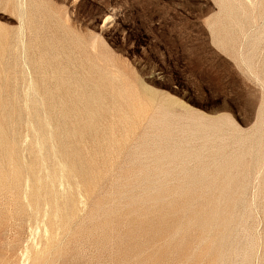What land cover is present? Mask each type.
Instances as JSON below:
<instances>
[{
  "label": "rangeland",
  "instance_id": "rangeland-1",
  "mask_svg": "<svg viewBox=\"0 0 264 264\" xmlns=\"http://www.w3.org/2000/svg\"><path fill=\"white\" fill-rule=\"evenodd\" d=\"M0 264H264V0H0Z\"/></svg>",
  "mask_w": 264,
  "mask_h": 264
}]
</instances>
